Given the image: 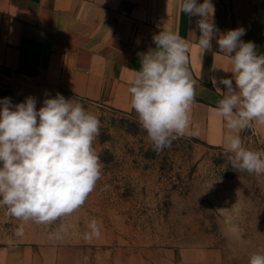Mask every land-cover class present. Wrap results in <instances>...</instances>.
Returning <instances> with one entry per match:
<instances>
[{
	"label": "rangeland",
	"instance_id": "obj_1",
	"mask_svg": "<svg viewBox=\"0 0 264 264\" xmlns=\"http://www.w3.org/2000/svg\"><path fill=\"white\" fill-rule=\"evenodd\" d=\"M57 93L99 118L93 147L101 178L81 208L50 225L23 222L0 206V244L40 241L38 247L51 242L60 248L78 237L88 242L83 264L94 263L97 250L105 249L115 251V264L138 252L145 264H249L251 255L264 254V174L233 168L227 149L187 136L157 154L136 113L69 94L41 72L0 65V101L16 105L34 97L39 110ZM243 145L264 153V140L253 128L245 130ZM93 219L100 236L87 239Z\"/></svg>",
	"mask_w": 264,
	"mask_h": 264
},
{
	"label": "clouds",
	"instance_id": "obj_2",
	"mask_svg": "<svg viewBox=\"0 0 264 264\" xmlns=\"http://www.w3.org/2000/svg\"><path fill=\"white\" fill-rule=\"evenodd\" d=\"M179 10L198 16V48H212L217 35L214 6L210 0H181ZM244 28L219 36L220 52L226 54L233 79L212 78L223 94L217 113L226 122V147L233 168L264 174V153L246 148L238 132L253 122L264 125V55L253 42H243ZM155 49L140 53V70L129 81L130 105L146 130L153 151L160 154L173 141L199 134L191 110L196 102L195 82L188 70L189 43L178 32L161 31L153 36ZM224 85L226 92H221ZM0 206L23 222L50 225L70 216L86 202L101 178L102 164L93 147L100 134L99 118L79 101L57 93L37 110L34 97L13 105L0 101ZM237 133V134H233ZM86 238L100 236L93 219ZM60 231H63L61 226ZM18 236L23 235L21 228ZM57 238L59 233L54 234ZM249 264H264V254L251 255Z\"/></svg>",
	"mask_w": 264,
	"mask_h": 264
},
{
	"label": "crops",
	"instance_id": "obj_3",
	"mask_svg": "<svg viewBox=\"0 0 264 264\" xmlns=\"http://www.w3.org/2000/svg\"><path fill=\"white\" fill-rule=\"evenodd\" d=\"M181 0H0V65L23 73L41 72L72 95L122 112L130 105L129 81L140 70V53L155 49L153 36L178 32L189 43L188 70L195 82L192 136L209 146L227 149L226 122L216 111L223 94L212 78L233 79L231 64L220 52L219 36L244 28L243 42H253L264 55V0H210L219 30L212 48H198V16L179 10ZM204 0H197L198 4ZM233 87L235 81L233 79ZM226 92L224 85H219ZM137 114V113H136ZM138 116V115H137ZM264 140V125L250 127ZM240 130L242 143L247 129ZM237 134V133H233ZM73 237L61 243L22 241L0 244V264H83V246ZM103 243V242H102ZM69 253V254H68ZM143 254L125 253L124 264L142 263ZM91 264H115L112 249L97 250ZM139 260V261H138ZM139 262V263H138Z\"/></svg>",
	"mask_w": 264,
	"mask_h": 264
},
{
	"label": "trees",
	"instance_id": "obj_4",
	"mask_svg": "<svg viewBox=\"0 0 264 264\" xmlns=\"http://www.w3.org/2000/svg\"><path fill=\"white\" fill-rule=\"evenodd\" d=\"M197 140V139H196Z\"/></svg>",
	"mask_w": 264,
	"mask_h": 264
}]
</instances>
